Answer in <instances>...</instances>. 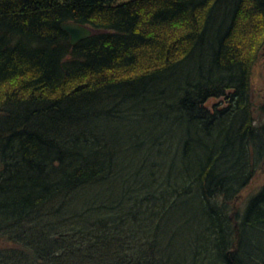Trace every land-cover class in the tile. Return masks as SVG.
<instances>
[{
	"label": "trees",
	"instance_id": "obj_1",
	"mask_svg": "<svg viewBox=\"0 0 264 264\" xmlns=\"http://www.w3.org/2000/svg\"><path fill=\"white\" fill-rule=\"evenodd\" d=\"M263 47L264 0H0V264H264Z\"/></svg>",
	"mask_w": 264,
	"mask_h": 264
},
{
	"label": "rangeland",
	"instance_id": "obj_2",
	"mask_svg": "<svg viewBox=\"0 0 264 264\" xmlns=\"http://www.w3.org/2000/svg\"><path fill=\"white\" fill-rule=\"evenodd\" d=\"M129 0H117V2H126ZM99 31L95 30L92 33H98ZM251 100L253 104V113L256 117H261L264 120V47L260 53L259 59L255 66L252 69L251 74ZM216 101L208 102V107L215 105ZM262 108V111L260 110ZM155 121V125H158ZM148 127L147 130H143L146 133L154 132L157 133V129L154 127V122L146 123ZM145 149V148H144ZM144 149L141 148L138 152L140 154L144 153ZM264 184V165L258 167L254 173L253 178L250 180L249 184L235 197L232 201V209L229 214L234 218V212L236 217L240 218L243 215L244 209L247 205L248 200L254 196ZM233 220V219H232ZM235 224V222L233 221ZM236 225V224H235Z\"/></svg>",
	"mask_w": 264,
	"mask_h": 264
},
{
	"label": "water",
	"instance_id": "obj_3",
	"mask_svg": "<svg viewBox=\"0 0 264 264\" xmlns=\"http://www.w3.org/2000/svg\"><path fill=\"white\" fill-rule=\"evenodd\" d=\"M61 29L67 33L69 43L72 46H75L80 41L85 40L92 35V30L90 28L74 22L62 23Z\"/></svg>",
	"mask_w": 264,
	"mask_h": 264
}]
</instances>
